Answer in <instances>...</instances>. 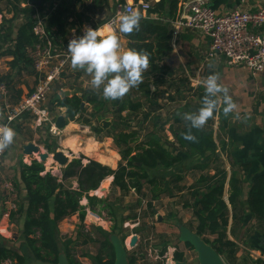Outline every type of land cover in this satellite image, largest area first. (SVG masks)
I'll list each match as a JSON object with an SVG mask.
<instances>
[{
	"label": "trees",
	"instance_id": "obj_1",
	"mask_svg": "<svg viewBox=\"0 0 264 264\" xmlns=\"http://www.w3.org/2000/svg\"><path fill=\"white\" fill-rule=\"evenodd\" d=\"M2 1H5L6 4L5 13L11 15V17L5 18V16H2L0 23V59L10 57L11 61L8 62L10 69L20 72L21 69L32 66V61L30 62L25 52L28 55V51L34 50L37 45L36 37L32 33L36 11H41L44 4L49 0H0V3ZM77 1L83 4V0ZM107 1L100 0L101 3ZM114 1L119 6L125 4V0ZM138 1L148 2L150 0H134V3ZM184 1L188 0L152 2L146 15L147 17L157 15L159 18L164 17L165 20H175L178 5ZM75 5L71 4V0H63L46 18L48 32L51 29H56L63 45H66V36L72 28L90 22L88 16L78 13L75 14V19L78 21L68 23V18L74 17L73 8ZM82 6L85 9L84 5ZM121 36L127 40V49H135L138 52L148 54L150 70H156L157 63L162 62L171 51L170 39L172 34L169 24L166 22L147 21L141 18L139 30L131 34L121 33ZM33 73L37 79L38 74L35 71ZM9 82V74L0 77V84H4L11 92ZM165 84L166 81L162 78H155L151 84H142L141 82L136 88L140 91L143 90L146 96L150 94L149 99H151L153 95L157 96L158 88H163ZM150 86L154 89L153 92H151ZM31 93H33V90L29 94ZM21 94V90L14 91L9 96V100L11 98L12 101L10 103L17 104L21 100ZM82 94V96H78L75 93L71 97L60 100H55L58 95H53L50 104L65 109V119L68 122H79L83 126H88L91 132L97 136L104 135L103 132L107 131L105 137L113 140L121 161L117 168L112 170L92 160L82 164L81 159H74L61 169L60 178L49 172L44 173V165L36 160L32 161L30 165L21 163L20 181L26 192L27 206L19 203L17 210L11 214V218L15 215L24 214L22 235L30 254H18L1 247L0 264L5 261H9L10 264H26L30 260L56 264L60 252L66 255L69 264H79L72 253L73 247L71 245L74 240L62 241L57 230L58 223L72 215H77L79 219L76 237L77 239L81 237V245L87 243H98L99 245L98 253L93 257V264H113L114 252L108 237L111 234L119 235L123 232L122 225L125 220L119 216V212L123 209L121 204L111 203L107 198L99 199L90 196L89 193L96 191L103 180L112 177V191L114 193L123 198L130 191H133L138 196L134 210L141 206L143 198L148 197L146 208L154 216L152 203L158 200L162 193L172 198L174 197V190L184 192V187L175 186L172 189L170 185L171 182L178 184L182 181V175L177 173L175 169L182 168L184 165L183 156H190L192 153L200 158H205L208 154L207 162L214 163L215 168L212 175L201 174L193 185L188 188L191 200L185 202L184 208L192 211L195 222V226L192 229L189 227V229L211 246L221 258H225L226 262L234 263L237 245L227 238V228L229 220H232V225L237 220V205L242 194L243 184L248 183V181L245 180V176L238 175L237 170H234L228 178L225 167L219 164L217 144L212 137L213 118L211 117L202 129H192V134L196 137L194 141L185 139V134L188 132V122L185 121L173 131L176 143H160L154 138H150L147 142L138 143L139 130L136 127H128L126 123H123L122 113L128 108L129 112L132 113L140 108V104H132L131 102L127 104V102L120 101L115 110V115L118 116L117 122L103 120L101 127L93 126L90 120L82 118L84 109L80 112L81 104L85 101L88 103V106L92 109L91 115L93 117L103 112L107 104L100 99L95 91L83 90ZM162 94L167 93L162 92ZM204 95V88L199 87L196 90L195 102L192 107L185 103L181 109V116L187 111H197L202 106ZM167 99L174 101L170 95H167ZM153 105L149 104L150 112L144 114L145 120L155 110L156 103L154 102ZM157 107L160 108L159 105ZM47 111L50 114V111ZM23 120L25 122L28 120L30 123L34 122V116L23 113L10 127L15 126L19 131L22 124L19 126L17 124L23 123ZM5 122L6 120L3 119L0 125ZM175 123H181V119L175 117ZM41 128L43 127L41 126ZM44 146L48 153H54V146ZM201 167L203 169L198 168V170L208 169L207 164ZM244 171L246 170L244 169ZM71 180H74L77 184L74 189L69 184ZM145 185L148 188L146 193L144 190ZM248 185L249 189L245 201L246 210L257 221H263L264 175L256 176ZM83 198L87 201L86 206L80 204ZM128 207H132V205ZM86 209L99 217L102 216L103 211L107 212L106 218L111 223L110 231L106 232L99 227L94 228L102 237L101 240L99 239L100 241L92 238L90 233L85 232L83 222ZM135 219L136 216L131 220ZM138 232L137 230L134 234H138ZM130 234L128 231L124 232L121 241L124 242ZM185 248L193 250L187 243ZM84 256L85 254L82 257ZM137 259L138 257L133 255L127 256L128 264H137ZM173 259L181 262L183 260L182 253L175 254ZM251 264H264V261L260 259L251 260Z\"/></svg>",
	"mask_w": 264,
	"mask_h": 264
},
{
	"label": "crops",
	"instance_id": "obj_2",
	"mask_svg": "<svg viewBox=\"0 0 264 264\" xmlns=\"http://www.w3.org/2000/svg\"><path fill=\"white\" fill-rule=\"evenodd\" d=\"M62 1L63 0H49L44 4L41 11H36L35 18L36 16H39L46 21L47 16L55 8H57ZM158 1L159 0H150L148 2L138 1L137 3H134V0H125V3L133 2L134 4H138L139 2H145L151 5L152 2L156 3ZM89 2L90 6H86V10L82 9V12L80 13L84 14V12L91 11L92 15L95 14L94 16L98 21L95 20V22L92 23V21L94 20H90L92 15H89V23L85 22L80 27L76 26L72 29H80L84 26H92V24L95 26V28L103 29L105 26H108L111 29V27L106 23L109 20H114L115 28L111 29V34H115L118 36L120 44L124 46V51L128 50L127 40L124 39L119 32L120 17L122 15L119 13L118 7H120L121 5L119 6L118 3H116V1L114 0H108L105 3H101L100 0H89ZM74 3L76 5L80 4V2H78L77 0H75L74 2L73 0H71V4L75 5ZM115 4L118 6L116 10L113 9V6ZM76 5L73 8L74 17L68 18L69 24L78 21L75 19V14H78V12L75 11ZM210 5L211 9H213L217 15H225L236 10L253 12L260 8H264V0H211ZM91 6L95 7L92 8ZM146 12L139 11L138 13L143 20H158V22L160 23L166 22L167 24H169L172 36L170 39V53L162 62L157 63L158 65L156 70H150L148 67L146 72L143 73V75H147L148 77L146 79H142V84H151L153 79L162 78L166 82L172 80L170 82L171 86H176V88L173 93H168L167 87L158 88L159 90L157 92L159 93V96H157V101L155 102V110L152 111L154 122L153 129L151 133L142 136L143 138L141 137L142 139L139 141L147 142L150 138H154L160 143H176V138L173 135V131L176 130L180 126V124L185 122V120L181 116V109L183 105L188 102L189 107H192L193 103L195 102L196 90L199 87L204 88L203 81L206 80L209 75L218 74L220 77L219 82L228 88L229 95L232 97L233 102L237 105V108L233 113L225 115L223 111V96L220 95L215 115H212V137L214 142H216L217 144V156L218 158H220L219 164L225 167L228 173V178L234 170H237V174L241 175V177L245 176V180L248 181V183L243 184L242 194L237 205V220L235 224L232 225V220H229V226L227 228V238L235 242L237 248L242 247L246 250L245 257L247 260V264H251V260L260 259L264 261V220L257 221L255 218H253L247 212L245 203L249 189L248 184L256 176L264 175V70L260 73L252 75L245 67L228 66L227 64H225L224 58L218 54L210 56L209 38L198 30H191L180 27L176 23L178 12L175 20L172 21L165 20L164 17L159 18L157 15L147 17ZM107 13H109L110 15L108 16V18H98L100 15ZM2 14L3 16L8 15L4 11H2ZM85 16L88 15L85 14ZM51 30H54V33L57 34V36L60 38L56 29ZM25 55L31 62V58L27 55V52H25ZM0 61H4L7 68V72L4 75H0V77L7 76L8 74L10 75L21 73L22 75L23 73L30 72V79L35 81V75L33 73L34 70L32 66L27 67L26 69H21L20 72H18L17 70L10 69L8 64V62L11 61L10 57L0 59ZM81 76L82 74L80 73L76 75L77 78H80ZM183 81L185 84H183ZM9 90L11 92L8 91V96L13 94L14 91L21 90L22 99L26 97L30 93V91L33 90V88H30V86H28L26 82H20V79L15 80V77L11 80L10 76ZM83 90L95 91L94 88H86L84 85L78 87L77 85L68 86L65 84L59 85V83H54V85H52V88L50 87L49 93H51L50 95L48 93L49 96L47 95V106L45 105V107L50 111V116L53 122H55L56 118L59 116H63L65 118V109L52 106L50 104L51 97L53 95L61 96L65 92H69V97H71L72 94L75 93L78 96H82ZM150 90L151 92L154 91L152 86H150ZM162 92H166L167 94L162 95ZM139 93L143 94L144 91H140L136 87H133L123 98L118 100H111L110 105L116 106L120 101L127 102L128 104L130 102L129 99L132 96H135V94L137 95ZM96 94L98 93L96 92ZM167 95L175 96L176 99L174 101L164 99L163 96L167 97ZM98 96L108 105L109 100H106L100 94H98ZM162 102L167 103V105L172 104V106H176V108L173 109V113L171 112L167 119H163V117L167 115V112L164 111ZM180 102H182L181 105H176ZM157 105H159L160 108L157 107ZM86 107H88V103L85 101L83 102V107L80 108V112L83 109L85 112ZM2 108L3 105L2 101L0 100V123H2L3 121L4 110L2 111ZM128 109L124 111L122 115L125 113H129ZM143 110L145 111V109ZM186 113H188V111ZM122 117L123 123L127 124V120H124L125 116ZM175 117L180 118L181 123H175ZM150 120V116L146 120L144 119L143 126L148 125ZM65 123V127L62 130H58V133L55 135L49 133L48 127L45 126L44 128H38L34 122L30 123L28 120L26 122L23 120V123L17 124L18 126L22 124L21 127H19V131L15 126L11 127L15 131L16 135L13 139V143L5 149L0 163V248H6L18 254H30L25 239L22 235L24 214L20 216L15 215L13 218H11V214L17 210L19 203L27 206L26 192L20 181V164L23 163L25 165H30L32 161L36 160L37 162L44 165V173L49 172L58 178L61 177L62 168H59L52 162L49 163L48 159L44 163L40 162L36 155L24 156L22 153V145L27 143H34L35 145L42 148V150H45L46 153L48 152L46 151L44 145L54 146V152L62 151L69 158L68 164L74 159H81L82 164H86L88 161L92 160L103 166H107L112 170H115L120 163L121 157L111 138H107L105 137V135L97 136L91 132L90 127L83 126L79 122H68L67 119H65ZM87 128L93 136L106 138V142H98L94 138L90 137L89 132H86L89 134L88 135L85 133V131H83ZM48 135L52 138L49 139ZM58 137H60L59 143L57 141ZM95 145H101L98 148L100 152L97 150V148H95ZM111 145H113L115 149H110V147H112ZM103 149H105L106 152ZM108 153H113L115 155L114 165H109L99 160L100 157L104 156V154V157L110 158V155H108ZM48 154L50 158V155H52L53 153ZM208 156L209 155L207 154L205 158H200L193 153L190 156H183V167L175 170L177 171V173L182 175L183 179L186 174L195 175L196 178L201 174L212 175L214 173L215 164L207 162ZM206 164L208 165V169H205L203 171L198 170V168L203 169L201 166H204ZM232 165H234V167H232ZM57 169H60V171H58ZM244 169L246 171H244ZM112 181V177L106 178L101 183L102 186L100 185L101 187H99L94 192H90L89 195L95 196L99 199L108 198V196L105 195L113 193ZM69 184L73 189L77 186L74 180L69 181ZM170 186L171 188L180 186V182L178 184L171 182ZM173 192L174 196L176 194L183 193L177 192L176 190H174ZM80 204L82 206H86V199L83 198ZM102 220L103 219L101 217L92 213L89 209H86V216L83 222L85 232L90 233V236L92 238L96 239V237H93L94 233L98 234V236L102 238L99 232L94 230V228H98V226H93L91 227V229H88L89 224L96 225L99 221ZM78 224V216L72 215L70 217L64 218L57 225L58 234L62 241H69L71 239L74 240L71 245L73 247V257L75 256L74 252L76 246L83 247L88 244L87 243L86 245H81V242H79V244L77 243L78 239L76 237V230ZM98 225H100L99 228H101L102 230H107V226H105L104 223ZM137 238L139 239L138 236ZM239 253L240 252H237V259L240 258ZM82 260L87 263L84 258ZM82 260L78 257L76 259L79 264H85ZM33 262L35 261L30 260L27 261L26 264H32ZM3 264H10V262L5 261Z\"/></svg>",
	"mask_w": 264,
	"mask_h": 264
},
{
	"label": "rangeland",
	"instance_id": "obj_3",
	"mask_svg": "<svg viewBox=\"0 0 264 264\" xmlns=\"http://www.w3.org/2000/svg\"><path fill=\"white\" fill-rule=\"evenodd\" d=\"M75 0H73L74 2ZM5 1H2L0 3V21L2 20L1 16H3L2 11L5 12ZM83 4H77L75 11L80 13L82 12L83 9ZM86 6H90V2L89 0H84V8L83 10H86ZM117 5L115 4L113 6V9L116 10L117 9ZM119 8V7H118ZM85 14L88 15H92L91 11H87L84 12V16ZM95 14H93L91 16V19L89 17L90 20H94L92 21V23L95 22V20H97V18L94 16ZM94 16V17H93ZM109 13L107 14H103L100 15L98 18H103L106 19L108 18ZM5 18H10V15H5ZM102 19V20H103ZM100 20V19H99ZM98 21V20H97ZM105 21V20H104ZM17 24V23H16ZM92 26H94L92 24ZM121 45V44H120ZM121 51H124V46L121 45ZM6 64L0 61V75H4L7 70H6ZM82 74V76L80 78H77L76 75L77 74ZM29 74H31L30 72L27 73H23L21 75V73L19 74H10L11 76V80L14 79H20V82H26L28 84V86H30V88H35L37 85L36 82V78L35 81H33L31 78V76H29ZM63 74V75H62ZM60 75V79L57 81V83H59V85H77L78 87L81 85H84L86 88H94L92 86L91 83V76L89 74H87L84 70H73L70 66V63H68L67 67L65 68L64 72ZM172 80H170L169 82L167 81L164 87H167V92L168 93H173L176 86H171V82ZM56 84V83H55ZM183 84L184 81H183ZM54 85V84H53ZM52 88V87H51ZM95 89V88H94ZM95 91L102 95V88L101 89H95ZM172 91V92H171ZM51 93V92H50ZM49 93V95H50ZM10 95V93H9ZM48 95V96H49ZM163 95V94H162ZM103 96V95H102ZM157 96H159V93H157ZM157 96L153 95L151 99H149L151 96L150 94H148L146 96L145 93H139V94H135V96H132L129 100L132 104H140V108L138 110L133 111L132 113H125L122 116H125L124 120H127V126L128 127H133V128H137L139 130V136H138V143H143V141H139L141 140L143 137L149 133H151L152 129H153V112H151L150 117L151 120L148 123V125L143 126V120H144V114L150 112V107H149V102L151 106H154V102L157 101ZM172 98H174V100L176 99L175 96H170ZM164 99H167V97H164ZM1 100V99H0ZM2 101V100H1ZM10 102V100L8 101ZM111 100H109V103L107 105V107L104 109L103 112H101L100 114L96 115V116H92V109L90 106L86 107V110L84 112V114L82 115L83 119H87L90 120L93 126H102L103 120H107V121H118V116L115 115V110H116V106H112L110 105ZM182 102L177 103L176 105H181ZM188 103V102H186ZM162 105L164 106V111L167 112V115L164 118H168L169 114L172 112L173 113V109L176 108V106H172V104H168L167 103H163ZM47 106V105H46ZM145 109V111L143 110ZM3 111V108H2ZM129 114V116H128ZM101 116V118H100ZM5 118V112L3 111V119ZM167 122V121H166ZM129 123V124H128ZM43 128L45 127L44 125L42 126ZM86 132H89V129H85L83 130ZM88 134V133H86ZM104 135L107 134V131L103 132ZM89 135V134H88ZM90 137L94 138L96 141L98 142H106V138H99V137H95L92 135V133H90L89 135ZM142 137V138H141ZM48 138H52L51 136L48 135ZM57 141L59 143L60 141V137L57 138ZM101 145L97 146L98 148ZM112 147H110V149H115V147L113 145H111ZM97 148V149H98ZM19 149V147H18ZM105 152L106 150L103 149ZM42 152H45V150H42ZM99 151V149H98ZM46 153V152H45ZM52 156V155H50ZM56 165V164H54ZM58 171H60V169H57ZM195 174V173H194ZM58 175V172H57ZM189 175V176H188ZM186 174L184 176V179L182 182H180V186H183L185 188L184 192L182 194H176L174 197L170 198L168 195H166L165 193H162L159 197L158 200L153 201L152 205H153V214L154 216H152L151 212L149 209L146 208V204H147V200L149 199L147 198H143V202L141 204V206H139L137 209L134 210V206H136L137 204L135 203V201L137 200L138 196L133 192L130 191L127 195H125V197L120 198L118 196V194L116 193H110L109 195H105L108 196V200L111 201V203H115V204H121L122 207V211L119 212V216L125 220L123 222V232H121L118 236L119 238L122 240V237L124 236V232H129L131 233L129 237H126L123 244L126 246L127 249V256L128 255H134L135 257H138V263L137 264H169L168 262L172 259V251L175 252V249L177 250H182L184 253V262L186 264H197V256L196 253L193 250H187L185 247H183V243L178 241V230L177 227L178 226H185V227H190L191 229L193 228V226H195V222L193 220V215H192V211L190 209H186L184 208V204L186 201L191 200L189 197V189L191 185H193L194 181L197 179L195 177V175H191V174ZM198 175V174H197ZM188 177V178H187ZM101 187V186H100ZM171 188V187H170ZM174 187H172L173 189ZM147 186H144V190L145 193L147 192ZM99 195V194H98ZM136 204V205H135ZM129 205H132V207H128ZM146 208V209H145ZM106 211H103L101 218L103 219L102 221H99L96 225H92L89 224L88 225V229H91V227H99L100 225L98 224H105V226H107V232L110 231V227H111V223L108 220V218H106ZM134 216H136L135 220H131L132 218H134ZM159 216L160 221L157 220V217ZM129 218V219H127ZM139 231L138 234H136L139 239L136 243L135 249L133 250L132 248H129V241H130V237L132 235H135L134 233L136 231ZM93 237H96V240L101 238L98 236V234L94 233ZM98 238V239H97ZM98 240V241H100ZM79 242H81V238H78V244ZM239 247V246H238ZM99 250V245L98 243L93 244V243H88L86 246H76L75 248V259H77V257L79 259H85L87 261V263L83 261V263L85 264H93V257L98 253ZM237 252H240L239 257L237 259ZM245 252L246 250L242 247H239L236 249L235 252V259H234V263H230V262H226L225 258L222 260L226 263V264H247V260L245 257ZM244 253V254H243ZM85 254L84 257H82Z\"/></svg>",
	"mask_w": 264,
	"mask_h": 264
},
{
	"label": "built area",
	"instance_id": "obj_4",
	"mask_svg": "<svg viewBox=\"0 0 264 264\" xmlns=\"http://www.w3.org/2000/svg\"><path fill=\"white\" fill-rule=\"evenodd\" d=\"M211 0H188L179 3L176 23L191 30H198L210 40L209 54L220 55L228 66L245 67L252 75L264 70V8L253 12L232 11L225 15H217L210 5ZM150 5L145 2L138 4L125 3L119 7L121 15L132 12H146ZM111 29L115 28V21L107 23ZM86 27L96 29L95 26H84L71 29L66 36V45L61 43L54 30L48 32L46 21L36 16L32 33L36 37L37 45L28 51L32 61V68L38 74L37 85L33 93L22 98L17 104L8 102V90L0 84V99L2 100L6 122L0 127L14 123L23 113L34 116V123L39 128L48 127L49 133L55 135V128L45 105L47 95L53 83L57 82L64 72L70 59L67 53L68 42L74 37L83 35ZM62 76V75H61ZM0 151V163L4 154Z\"/></svg>",
	"mask_w": 264,
	"mask_h": 264
},
{
	"label": "clouds",
	"instance_id": "obj_5",
	"mask_svg": "<svg viewBox=\"0 0 264 264\" xmlns=\"http://www.w3.org/2000/svg\"><path fill=\"white\" fill-rule=\"evenodd\" d=\"M141 17L132 12L120 17L119 32L131 34L139 30ZM106 33H109L106 35ZM119 38L111 34L108 28L86 27L83 35L74 37L68 42L67 53L73 70H84L91 76V84L95 89L102 88V95L106 100L123 98L133 87H137L143 79V73L149 67L147 53L135 49L121 51ZM218 74L209 75L203 81L205 95L202 106L195 112L182 114L188 122V132L185 139L194 141L196 137L192 129H202L212 117L217 108L220 95L223 96L224 114L228 115L236 110L237 105L229 95L228 88L219 82ZM238 116V113H237ZM15 131L8 126L0 127V151L13 143ZM169 264H174L171 259Z\"/></svg>",
	"mask_w": 264,
	"mask_h": 264
},
{
	"label": "water",
	"instance_id": "obj_6",
	"mask_svg": "<svg viewBox=\"0 0 264 264\" xmlns=\"http://www.w3.org/2000/svg\"><path fill=\"white\" fill-rule=\"evenodd\" d=\"M147 77H148L147 75H143V79H146ZM65 97H69V92H65L63 95L55 97V100L64 99ZM80 107L81 108L83 107V103L81 104ZM216 109L214 110L213 115H215ZM54 124L57 130H62L66 124L65 118L63 116L57 117ZM22 153L24 156L36 155L37 158L40 160V162L43 163L47 161V159H49V154L42 152L41 148L35 145L34 143H27L22 145ZM50 158L52 160V163L56 164L59 168L65 167L69 161V158L62 151L54 152ZM178 233H179L178 241L185 244L186 243L189 244L192 247L193 251L196 253L197 264H225L222 258L211 248V246L206 244L202 240V238H200L198 235H196L188 228L184 226H179ZM108 240L114 252L113 264H128L127 249L126 246L122 243L121 239L116 234H111L108 237ZM137 240H138L137 236L132 235L129 241V248H134L137 243ZM32 264H52V263L37 260ZM56 264H69L66 255L63 252H60V254L58 255ZM174 264H186V263L184 261L181 262L175 261Z\"/></svg>",
	"mask_w": 264,
	"mask_h": 264
},
{
	"label": "bare ground",
	"instance_id": "obj_7",
	"mask_svg": "<svg viewBox=\"0 0 264 264\" xmlns=\"http://www.w3.org/2000/svg\"><path fill=\"white\" fill-rule=\"evenodd\" d=\"M104 28H108V29H110L108 26H105ZM103 28V29H104ZM111 30V29H110ZM107 34V33H106ZM98 145H95V148H98L97 147ZM92 147V146H91ZM92 150V149H91ZM98 150V149H97ZM100 152V151H99ZM106 154V153H105ZM105 154H104V156H105ZM103 155V154H102ZM108 155H110V158H106V157H104V156H102V157H100V161L101 162H103V163H107V164H109V165H114L115 164V161H114V158H115V155L113 154V153H108ZM48 162L49 163H51L52 162V160H51V158H49L48 159ZM102 186V185H101ZM106 186V185H105Z\"/></svg>",
	"mask_w": 264,
	"mask_h": 264
},
{
	"label": "flooded vegetation",
	"instance_id": "obj_8",
	"mask_svg": "<svg viewBox=\"0 0 264 264\" xmlns=\"http://www.w3.org/2000/svg\"><path fill=\"white\" fill-rule=\"evenodd\" d=\"M157 220L158 221H160V218L158 219V217H157ZM179 227V226H178ZM178 227H177V230H178ZM185 227V226H184ZM186 228H188V227H186ZM189 229V228H188ZM136 246V245H135ZM183 247H185V243H183ZM135 248V247H134ZM134 248H132V249H134ZM179 253H182V256H183V260L182 261H184V253H183V251L182 250H177V249H175V252L174 251H172V259L174 258V255L175 254H179ZM134 256V255H133ZM174 260V259H173ZM175 262V261H174Z\"/></svg>",
	"mask_w": 264,
	"mask_h": 264
}]
</instances>
